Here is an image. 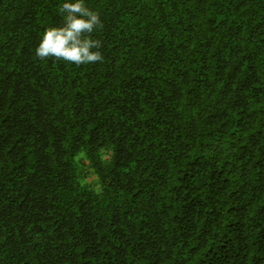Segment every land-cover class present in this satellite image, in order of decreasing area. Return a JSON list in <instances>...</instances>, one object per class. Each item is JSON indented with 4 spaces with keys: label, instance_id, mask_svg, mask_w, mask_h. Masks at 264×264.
I'll use <instances>...</instances> for the list:
<instances>
[{
    "label": "trees",
    "instance_id": "trees-1",
    "mask_svg": "<svg viewBox=\"0 0 264 264\" xmlns=\"http://www.w3.org/2000/svg\"><path fill=\"white\" fill-rule=\"evenodd\" d=\"M66 2L0 0V264H264V0H84L79 66Z\"/></svg>",
    "mask_w": 264,
    "mask_h": 264
},
{
    "label": "clouds",
    "instance_id": "clouds-1",
    "mask_svg": "<svg viewBox=\"0 0 264 264\" xmlns=\"http://www.w3.org/2000/svg\"><path fill=\"white\" fill-rule=\"evenodd\" d=\"M62 11L66 13L65 22L45 30L36 55L41 59L55 57L77 66L102 62L101 41L92 37L93 32L103 27L99 12L86 7L84 0L66 2Z\"/></svg>",
    "mask_w": 264,
    "mask_h": 264
}]
</instances>
